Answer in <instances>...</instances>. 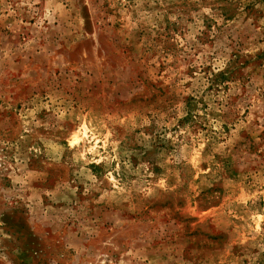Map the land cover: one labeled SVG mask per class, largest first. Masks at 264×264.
Returning <instances> with one entry per match:
<instances>
[{"label": "rangeland", "instance_id": "rangeland-1", "mask_svg": "<svg viewBox=\"0 0 264 264\" xmlns=\"http://www.w3.org/2000/svg\"><path fill=\"white\" fill-rule=\"evenodd\" d=\"M0 264H264V0H0Z\"/></svg>", "mask_w": 264, "mask_h": 264}, {"label": "bare ground", "instance_id": "bare-ground-1", "mask_svg": "<svg viewBox=\"0 0 264 264\" xmlns=\"http://www.w3.org/2000/svg\"><path fill=\"white\" fill-rule=\"evenodd\" d=\"M75 140H76V138L74 137V138H73V141H75Z\"/></svg>", "mask_w": 264, "mask_h": 264}]
</instances>
